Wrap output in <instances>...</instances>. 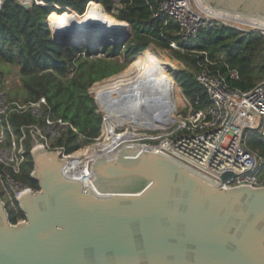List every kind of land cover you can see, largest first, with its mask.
<instances>
[{"label": "water", "instance_id": "water-1", "mask_svg": "<svg viewBox=\"0 0 264 264\" xmlns=\"http://www.w3.org/2000/svg\"><path fill=\"white\" fill-rule=\"evenodd\" d=\"M202 1L264 19V0ZM122 23L120 40L82 46L55 37L46 20L55 44L95 51L127 42ZM30 158L38 190L18 196L23 221L12 224L0 198V264H264V188L223 189L140 147L92 161L90 186L64 174L60 152L39 146Z\"/></svg>", "mask_w": 264, "mask_h": 264}, {"label": "built area", "instance_id": "built-area-1", "mask_svg": "<svg viewBox=\"0 0 264 264\" xmlns=\"http://www.w3.org/2000/svg\"><path fill=\"white\" fill-rule=\"evenodd\" d=\"M15 1L22 7H53L57 14H76L69 7L51 4L47 0ZM114 2L120 7L119 0ZM92 3L89 2L86 9ZM152 16L163 27L173 21L181 42L195 39L200 30L223 24V20L202 7L201 0H160L152 10ZM259 34L264 37V32ZM171 47L179 50L175 43H171ZM79 56L85 58L86 55L82 53ZM103 56L97 52L88 60ZM199 56L202 57L197 60L194 79L205 91L208 106L199 109L197 100L193 103L183 97L179 106L167 110L169 122L156 128L118 127L103 115L100 135L94 142L98 145L105 137L128 133L133 137L128 142L131 146L144 147L170 157L210 178L223 189L264 188V178L260 175L264 159L247 146L251 137L264 142V80L249 91L233 88L229 83L239 81L240 76L236 69L229 66L223 54L214 59L206 53H198ZM74 71V66H69L67 77L71 78ZM9 83L6 81L0 86V198L8 215L15 216L16 224L23 221L18 215V196L31 190L16 179L26 161L27 144L30 146L29 154L39 146L47 151L60 152L61 158L67 162L64 174L85 186L92 184L93 176L90 177L91 162L87 164L88 171L82 174L69 166L74 154L81 148L68 153L65 148L56 145L68 133L81 136L77 129L68 121L53 118L45 98L25 104L8 101ZM13 114L28 116L33 122L13 126L10 119ZM106 125L109 130H106ZM225 172H231L233 176L222 182L220 176Z\"/></svg>", "mask_w": 264, "mask_h": 264}, {"label": "trees", "instance_id": "trees-1", "mask_svg": "<svg viewBox=\"0 0 264 264\" xmlns=\"http://www.w3.org/2000/svg\"><path fill=\"white\" fill-rule=\"evenodd\" d=\"M114 1L47 0L51 4L69 7L79 16L85 13L89 2H94L111 17L129 25L131 35L124 45L98 51L55 44L46 25L51 13L58 15L53 7L25 10L15 0H6L0 9V86L9 81L14 72L20 86L17 90L14 87L9 89L8 101L25 104L45 98L53 118L70 122L81 136L68 133L56 143L68 153L93 144L100 135L102 116L96 113V104L89 94L91 86L122 72L152 45L170 51L173 59L184 65L183 69L173 73L174 81L186 99L193 103L198 101L199 109L208 106L209 100L194 79L197 60L202 57H198V53H206L211 59L223 54L229 66L240 76L239 81L229 83L233 88L249 91L264 80L262 35L219 25L200 30L195 39L181 42L173 21L163 27L153 18L152 10L160 0H119L121 8ZM171 43H175L179 50L172 48ZM97 52H101L103 58L88 60ZM82 53H85V58L79 56ZM72 65L75 71L68 78V67ZM10 119L16 127L33 122L28 116L15 114ZM250 139L251 150L264 159V142L254 137ZM29 148L27 144L26 161L16 179L37 191V183L31 179L33 165ZM260 175L264 178V166ZM18 215L24 219L19 208ZM9 220L14 224L15 216L9 214Z\"/></svg>", "mask_w": 264, "mask_h": 264}, {"label": "bare ground", "instance_id": "bare-ground-1", "mask_svg": "<svg viewBox=\"0 0 264 264\" xmlns=\"http://www.w3.org/2000/svg\"><path fill=\"white\" fill-rule=\"evenodd\" d=\"M201 3L209 14L223 21L252 26L264 31V19L212 8L202 0ZM48 25L55 37H61V40L66 42L64 37L70 36V43L82 46L114 42L120 40L124 32L128 31L125 24L108 15L103 7L96 3L89 5L82 16L63 13L51 15L48 18ZM166 69V63L160 62L149 50L144 51L131 67L137 78L127 81L128 83L95 89L100 114L103 113L106 119L118 127L131 126L139 129L165 126L170 120L169 109L176 108L182 103L173 76L171 77ZM121 107L125 110H119ZM106 130H109L107 125ZM132 138L128 133L114 135L111 138L105 137L100 144L74 154L69 166L80 174L86 173L89 162L101 157L113 160L121 147H134L128 143ZM142 150L145 151L147 148L143 147Z\"/></svg>", "mask_w": 264, "mask_h": 264}, {"label": "rangeland", "instance_id": "rangeland-1", "mask_svg": "<svg viewBox=\"0 0 264 264\" xmlns=\"http://www.w3.org/2000/svg\"><path fill=\"white\" fill-rule=\"evenodd\" d=\"M222 25L230 27V28H234V29H236L238 31H241V32H255V33L259 34V32L261 31L258 28H255V27H252V26L239 25V24H235V23H232V22H228V21H223ZM261 32H264V31H261ZM146 50H149L152 54H154L159 59L160 62L167 64L166 71L170 74L171 77L173 76V73H176L180 69L184 68V65L181 62L173 59L172 53L170 51L161 50V49H159V48H157V47H155L153 45L150 46ZM143 53L144 52H142L139 56H137L136 59L134 61H132L122 72H120V73H118V74H116L114 76H111V77H109L107 79H104V80H102L100 82H97L94 85H92L91 88L89 89L90 96L91 97H95L94 93H95V89L96 88H99V87L100 88H102V87L105 88V87H107V86L109 87V86H111L113 84L115 85V84H118V83L119 84L120 83H126L127 81H132V79L137 78L136 73L131 71V67L134 64V62L139 57H141L143 55ZM10 78L11 79L9 80L10 81L9 88L14 87L17 90V87L20 86V82L17 79V76H15L14 72H12ZM172 79L174 80L173 77H172ZM175 85H176V88L179 91V95L181 96V98L183 100L184 95L182 94L181 89L179 88V86L176 83H175ZM97 109L100 110L99 107H97ZM99 115H101L103 117V113L100 114V112H99ZM250 141H251V139L249 138V140L247 142V146L251 149ZM95 145H96V143L94 142L93 144H89L87 146H84L83 148H81V151H83L86 148H92Z\"/></svg>", "mask_w": 264, "mask_h": 264}, {"label": "flooded vegetation", "instance_id": "flooded-vegetation-1", "mask_svg": "<svg viewBox=\"0 0 264 264\" xmlns=\"http://www.w3.org/2000/svg\"><path fill=\"white\" fill-rule=\"evenodd\" d=\"M119 110H121V111H124V110H125V108L121 107Z\"/></svg>", "mask_w": 264, "mask_h": 264}, {"label": "crops", "instance_id": "crops-1", "mask_svg": "<svg viewBox=\"0 0 264 264\" xmlns=\"http://www.w3.org/2000/svg\"><path fill=\"white\" fill-rule=\"evenodd\" d=\"M20 82V81H19Z\"/></svg>", "mask_w": 264, "mask_h": 264}]
</instances>
